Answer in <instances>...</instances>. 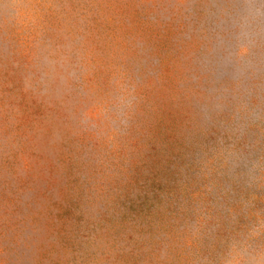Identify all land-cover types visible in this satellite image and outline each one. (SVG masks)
Returning a JSON list of instances; mask_svg holds the SVG:
<instances>
[{"label": "rangeland", "instance_id": "1", "mask_svg": "<svg viewBox=\"0 0 264 264\" xmlns=\"http://www.w3.org/2000/svg\"><path fill=\"white\" fill-rule=\"evenodd\" d=\"M0 264H264V0H0Z\"/></svg>", "mask_w": 264, "mask_h": 264}]
</instances>
